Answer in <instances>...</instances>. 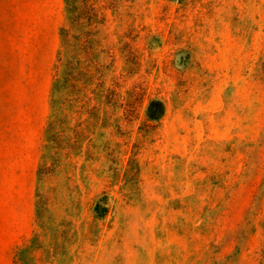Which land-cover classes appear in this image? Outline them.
Returning <instances> with one entry per match:
<instances>
[{
    "label": "rangeland",
    "instance_id": "1",
    "mask_svg": "<svg viewBox=\"0 0 264 264\" xmlns=\"http://www.w3.org/2000/svg\"><path fill=\"white\" fill-rule=\"evenodd\" d=\"M93 2L95 31L76 32V50H104L98 78L123 97L139 87L142 117L154 99L160 122L126 123L102 100L87 156L60 183L75 200L64 264H264V0ZM46 15L68 26L65 0H0V264L37 230L61 36L55 57L23 49L42 45L31 30ZM127 43L140 57L132 79Z\"/></svg>",
    "mask_w": 264,
    "mask_h": 264
},
{
    "label": "trees",
    "instance_id": "2",
    "mask_svg": "<svg viewBox=\"0 0 264 264\" xmlns=\"http://www.w3.org/2000/svg\"><path fill=\"white\" fill-rule=\"evenodd\" d=\"M65 13L68 26L61 29V50L55 66L51 111L38 168L37 230L28 244L18 248L14 264L65 263L66 246L74 234L67 219L73 217L71 211L75 200L71 197L73 192L70 194L67 188V194H64L65 188L60 183L73 174L71 171L75 170V160L87 156V150L82 145L91 140L87 135L89 120L104 108L102 100H106V109H118L115 115L120 114V120L126 123L141 119L142 126L149 124L155 127L153 124L160 122L154 99L149 102L147 112L142 117L145 95L141 94L139 87L133 86L123 97V84L118 80H112L107 86L104 78H98L106 68L101 57L105 55L104 50H89L92 46L88 41L83 42L82 50H76L73 42L76 32L80 31L81 37L88 38L95 31L94 20L98 14L93 0H65ZM126 50L121 55L125 58L126 73L132 79L138 74L140 57L131 43L126 44ZM78 114L86 118L85 126L76 124ZM83 135H86L84 139ZM113 140L114 136H111L110 148L106 151L110 163L115 166L111 169L112 175H115L120 166L121 150L113 146ZM61 213L66 217L60 219Z\"/></svg>",
    "mask_w": 264,
    "mask_h": 264
},
{
    "label": "crops",
    "instance_id": "3",
    "mask_svg": "<svg viewBox=\"0 0 264 264\" xmlns=\"http://www.w3.org/2000/svg\"><path fill=\"white\" fill-rule=\"evenodd\" d=\"M41 19V20H40ZM61 24L58 23L52 16L37 17L35 25L32 27L31 33L35 36L44 34L45 38L42 45H29L23 50H55L53 55L55 57L58 38L60 36Z\"/></svg>",
    "mask_w": 264,
    "mask_h": 264
}]
</instances>
